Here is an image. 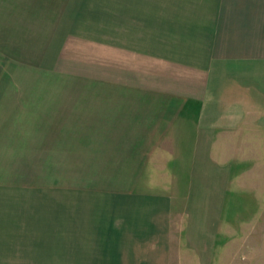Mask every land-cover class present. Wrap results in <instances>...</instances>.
Returning a JSON list of instances; mask_svg holds the SVG:
<instances>
[{"label": "crops", "instance_id": "crops-1", "mask_svg": "<svg viewBox=\"0 0 264 264\" xmlns=\"http://www.w3.org/2000/svg\"><path fill=\"white\" fill-rule=\"evenodd\" d=\"M0 59L42 76L0 82V140L47 174L0 179V264L170 263L149 171L264 220V0H0Z\"/></svg>", "mask_w": 264, "mask_h": 264}, {"label": "rangeland", "instance_id": "rangeland-1", "mask_svg": "<svg viewBox=\"0 0 264 264\" xmlns=\"http://www.w3.org/2000/svg\"><path fill=\"white\" fill-rule=\"evenodd\" d=\"M28 63L34 62L30 61ZM21 66L22 64L19 68H25ZM13 72V67H10L8 60L0 59V82L27 83L30 82L28 79L35 81L42 77L36 76L34 78V75H29L33 73V70H30L27 76H24L22 72H18L19 76L17 75L16 77L13 76ZM15 77L16 80L14 79ZM11 114L12 112L10 114L6 113V116ZM10 125L12 124L4 126ZM21 127H24L23 131H28L29 129V125L25 124L20 125ZM11 129L3 132V135H7L8 132L12 131ZM3 142L4 140L1 139L0 152L5 151L4 153L6 154L3 157L0 156V164L5 162V165H0V179H3L6 185H16L18 181H25L24 185H32L34 182H30L31 180H44L47 178L46 173H40L36 170L39 167L38 164L30 165L23 156L10 155L17 147L13 141H5V150L2 148ZM84 174L82 172L69 171L67 173H54V177L62 178L64 179L63 181H66L61 182L62 186L58 188L59 192L53 190L54 198L58 199L60 197L59 193L73 195L80 192L81 189H77L72 181L76 177L82 178ZM189 174L188 172L180 171L162 173L149 171L142 176V180L149 185V192L167 194L173 199L169 220L171 251L170 263L168 264L264 263V220L256 222L249 217L256 205L253 202L250 203L249 198L253 194L245 195L244 198L241 196V200L234 195H229L223 205L206 202L210 197L206 198L207 195L203 193V188L192 189L191 192L188 187V178L186 177ZM21 183L18 182V185ZM41 183L44 184V182ZM161 183H164V187L158 189L156 184ZM105 190L107 189L103 185L95 189L97 193ZM85 193V190L82 189L80 197L82 196L86 199ZM104 194L100 193L97 196L102 197ZM246 205L245 210H248L243 211V206ZM79 211L85 212L82 209ZM221 211L222 213L220 214ZM238 215H240L239 218H237ZM258 240L263 243L261 251H257V247L260 245L256 244Z\"/></svg>", "mask_w": 264, "mask_h": 264}]
</instances>
